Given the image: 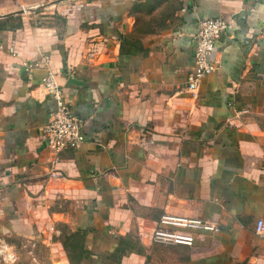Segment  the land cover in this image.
Returning a JSON list of instances; mask_svg holds the SVG:
<instances>
[{
  "label": "crops",
  "instance_id": "1",
  "mask_svg": "<svg viewBox=\"0 0 264 264\" xmlns=\"http://www.w3.org/2000/svg\"><path fill=\"white\" fill-rule=\"evenodd\" d=\"M217 16L192 94L194 36ZM48 71L79 149L47 145ZM163 215L220 230L155 242ZM260 221L264 0H0V244L36 264H264Z\"/></svg>",
  "mask_w": 264,
  "mask_h": 264
},
{
  "label": "built area",
  "instance_id": "2",
  "mask_svg": "<svg viewBox=\"0 0 264 264\" xmlns=\"http://www.w3.org/2000/svg\"><path fill=\"white\" fill-rule=\"evenodd\" d=\"M22 12L30 14L31 11L22 5ZM228 28V20L222 16L206 17L199 21V28L194 36L195 67L189 73L186 86L194 94L199 89L202 79L216 69L210 61L215 42ZM47 61V58L45 59ZM39 65V62L36 63ZM45 91L55 101V106L50 110L49 118L44 126V134L48 147L56 153L68 149H79L85 141L83 133L84 120L74 111L70 103L63 96V87L58 82L55 73L48 71L43 81ZM219 226L211 221L193 217H178L163 215L152 236L153 241L167 244L194 243V232H217ZM259 235L264 234L263 221L257 227ZM0 255L3 260H14L16 255L8 251L5 243L0 244Z\"/></svg>",
  "mask_w": 264,
  "mask_h": 264
},
{
  "label": "rangeland",
  "instance_id": "3",
  "mask_svg": "<svg viewBox=\"0 0 264 264\" xmlns=\"http://www.w3.org/2000/svg\"><path fill=\"white\" fill-rule=\"evenodd\" d=\"M29 247H30L29 245H21L19 248L23 249V253H27L28 257L30 258V256L33 253H32V251H31V249ZM8 251L13 252L16 255V258L14 260H3L1 258L0 259V264H36V263L32 262V260L31 261L27 260L26 255L19 256L20 255V251L17 252L16 249L14 247H12L11 245H10V248H8ZM41 252L44 253V250H42Z\"/></svg>",
  "mask_w": 264,
  "mask_h": 264
},
{
  "label": "water",
  "instance_id": "4",
  "mask_svg": "<svg viewBox=\"0 0 264 264\" xmlns=\"http://www.w3.org/2000/svg\"><path fill=\"white\" fill-rule=\"evenodd\" d=\"M82 82L79 79H76L74 77H70L67 84H78L80 85Z\"/></svg>",
  "mask_w": 264,
  "mask_h": 264
}]
</instances>
